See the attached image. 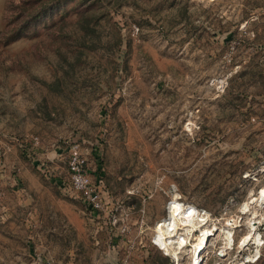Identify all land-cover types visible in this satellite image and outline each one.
Returning <instances> with one entry per match:
<instances>
[{"label":"rangeland","instance_id":"1","mask_svg":"<svg viewBox=\"0 0 264 264\" xmlns=\"http://www.w3.org/2000/svg\"><path fill=\"white\" fill-rule=\"evenodd\" d=\"M261 190L264 0H0V264H190L177 205L234 233L202 264H264Z\"/></svg>","mask_w":264,"mask_h":264},{"label":"bare ground","instance_id":"2","mask_svg":"<svg viewBox=\"0 0 264 264\" xmlns=\"http://www.w3.org/2000/svg\"><path fill=\"white\" fill-rule=\"evenodd\" d=\"M259 196L264 200V190ZM258 203V200L253 199L250 204L254 205ZM263 220L259 216L258 210H255L251 214V218L246 222L249 236L253 237L255 235L256 230ZM209 221L210 218L207 213H201L192 206H174L167 220L161 223L159 228V231L164 236L165 248L169 255L177 258L180 251L189 248L187 252L190 254V264H202L203 255L211 236H215L219 232L220 236L223 237L222 252L220 255L222 257L226 256L228 250L231 249L230 240L233 238L234 233L231 228L225 230L219 227L218 223H209ZM195 232H199L200 235L198 241L193 243L191 238L195 235ZM245 244L247 245L248 241Z\"/></svg>","mask_w":264,"mask_h":264},{"label":"built area","instance_id":"3","mask_svg":"<svg viewBox=\"0 0 264 264\" xmlns=\"http://www.w3.org/2000/svg\"><path fill=\"white\" fill-rule=\"evenodd\" d=\"M69 182L71 190L78 194L82 193L85 199L89 200L94 210L101 208L102 198L100 190L95 188V184L88 170L86 169L85 159L81 157L78 150L72 152L69 162ZM49 264H52L49 262Z\"/></svg>","mask_w":264,"mask_h":264},{"label":"trees","instance_id":"4","mask_svg":"<svg viewBox=\"0 0 264 264\" xmlns=\"http://www.w3.org/2000/svg\"><path fill=\"white\" fill-rule=\"evenodd\" d=\"M28 28V25H27V23L23 26V27H21V29H18L16 32H14L13 34H11L10 35V38H12V41H15V40H17L18 38H20L21 36H18L17 37V35H19V33L23 30V29H27ZM16 36V37H15Z\"/></svg>","mask_w":264,"mask_h":264}]
</instances>
